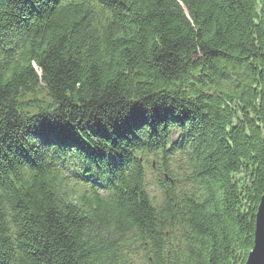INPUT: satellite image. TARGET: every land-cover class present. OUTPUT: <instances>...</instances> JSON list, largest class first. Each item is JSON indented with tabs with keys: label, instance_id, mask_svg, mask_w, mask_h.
<instances>
[{
	"label": "trees",
	"instance_id": "obj_1",
	"mask_svg": "<svg viewBox=\"0 0 264 264\" xmlns=\"http://www.w3.org/2000/svg\"><path fill=\"white\" fill-rule=\"evenodd\" d=\"M263 51L264 0H0V264H245Z\"/></svg>",
	"mask_w": 264,
	"mask_h": 264
},
{
	"label": "water",
	"instance_id": "obj_2",
	"mask_svg": "<svg viewBox=\"0 0 264 264\" xmlns=\"http://www.w3.org/2000/svg\"><path fill=\"white\" fill-rule=\"evenodd\" d=\"M245 264H264V192L260 197L257 207L254 221L253 245L247 254Z\"/></svg>",
	"mask_w": 264,
	"mask_h": 264
},
{
	"label": "bare ground",
	"instance_id": "obj_3",
	"mask_svg": "<svg viewBox=\"0 0 264 264\" xmlns=\"http://www.w3.org/2000/svg\"><path fill=\"white\" fill-rule=\"evenodd\" d=\"M183 128H184V126H183ZM49 134H47V136H48ZM55 134L54 133H52V137L54 136ZM175 136H177V133H175L174 134ZM37 146V150H38V153L40 152V154H41V158L43 159H41L42 161H43V163H45L46 162V160H48V157L49 158H51L52 160L53 159H58L59 158V154L56 152V150L50 145V144H48V143H44V142H42V143H40V144H38V145H36ZM110 162L111 163H114V160H110ZM165 181H167V178H166V176H167V174L166 173H163V174H161L160 175ZM164 181V182H165ZM159 190H161L160 188H157L155 191H159Z\"/></svg>",
	"mask_w": 264,
	"mask_h": 264
},
{
	"label": "rangeland",
	"instance_id": "obj_4",
	"mask_svg": "<svg viewBox=\"0 0 264 264\" xmlns=\"http://www.w3.org/2000/svg\"><path fill=\"white\" fill-rule=\"evenodd\" d=\"M164 128V127H163ZM147 129L148 128H145L144 130L145 131H147ZM136 133V132H135ZM135 133H133V132H131L130 134H131V136H134L135 135ZM140 134V133H139ZM139 134H137L138 136H139ZM137 140H140L139 142H137V143H135L136 145H137V147H140V148H143V149H146V148H148L149 147V143H147L145 140H143L142 138H139V139H137ZM104 145V144H103ZM104 148L105 149H103V146L98 150V151H96L95 152V150H94V155L95 156H97V157H101V158H103V157H105V155H104V150H107V151H109L110 149H109V145H107V144H105V146H104ZM115 151H117L116 149H115ZM114 155L115 156H118L116 153H114ZM147 189H149V191H150V194H152V191H151V189L148 187V185H147ZM139 247H137V249H138Z\"/></svg>",
	"mask_w": 264,
	"mask_h": 264
}]
</instances>
